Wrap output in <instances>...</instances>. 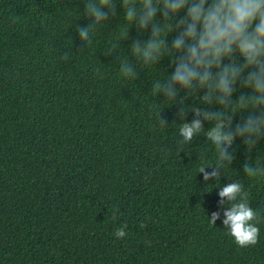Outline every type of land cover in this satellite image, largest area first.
Here are the masks:
<instances>
[{
  "label": "trees",
  "instance_id": "obj_1",
  "mask_svg": "<svg viewBox=\"0 0 264 264\" xmlns=\"http://www.w3.org/2000/svg\"><path fill=\"white\" fill-rule=\"evenodd\" d=\"M85 5L0 0V264H264V177L243 172L249 155L264 165V140L249 154L238 138L231 166L205 183L199 153L215 164L214 146L203 135L181 146L179 106L152 92L170 61L138 66L130 44L148 34L135 27L112 55L130 27L119 4L82 45ZM118 55L137 79L121 75ZM247 91L238 85L234 98ZM234 181L260 216L255 246L240 248L222 219L209 220Z\"/></svg>",
  "mask_w": 264,
  "mask_h": 264
},
{
  "label": "clouds",
  "instance_id": "obj_2",
  "mask_svg": "<svg viewBox=\"0 0 264 264\" xmlns=\"http://www.w3.org/2000/svg\"><path fill=\"white\" fill-rule=\"evenodd\" d=\"M118 4L130 27L123 28L119 42L111 45L112 55L122 41L130 39L132 27L148 34L146 41H132L131 55L145 68L159 65L165 58L170 61L172 72L156 80L152 92L179 106L176 115L181 121V146L192 144L201 135L214 146L215 164L208 161L206 151L199 153V174L205 183L219 181L221 170L235 159L232 148L238 138L249 154L264 140V0H86L85 16L90 23L77 27L82 45L88 48L93 43L94 31L117 15ZM117 58L121 75L137 79V65L119 55ZM62 59L70 61V54L66 52ZM238 85L249 91L234 98ZM181 92L186 95L178 98ZM189 99L204 107L189 106ZM162 111L158 117L167 125ZM241 113L247 115L234 123ZM205 122L212 127L205 130ZM243 172L249 178L264 177V165L259 160L253 163L249 155ZM220 189V211L211 213L210 223L215 225L222 219L240 248L255 246L260 216L250 206L244 185L234 181ZM126 228L125 224L116 230L118 239L127 236Z\"/></svg>",
  "mask_w": 264,
  "mask_h": 264
}]
</instances>
